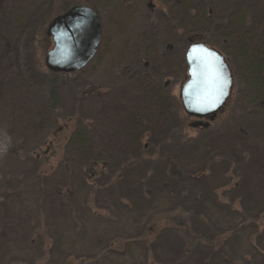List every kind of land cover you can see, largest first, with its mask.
Returning <instances> with one entry per match:
<instances>
[{
	"label": "rangeland",
	"instance_id": "obj_1",
	"mask_svg": "<svg viewBox=\"0 0 264 264\" xmlns=\"http://www.w3.org/2000/svg\"><path fill=\"white\" fill-rule=\"evenodd\" d=\"M229 1V11L243 9L248 26L253 15H264V0ZM199 2L212 14L213 32L220 24L216 8L225 4L222 0ZM75 6L90 7L100 15L102 44L84 70L55 75L45 65L53 48L47 29L57 16ZM161 11L179 22V10L170 0H0V264H264V140H253L239 154L224 133L240 114V85L233 86L227 108L211 122L210 130L191 128L193 118H187L184 130L151 131L144 125L140 152L134 144L138 134L120 130L133 114L141 111L152 122L157 113L150 104L139 103L137 90L131 92L133 73L159 87L170 83L168 95L173 103L180 96L184 79L182 75L179 81L176 66L179 42L170 29L173 22L158 19ZM182 21L187 37L192 22L186 17ZM173 44L175 50L169 53L168 46ZM54 78L60 99L58 116L50 110ZM123 88L136 105L120 113L114 102ZM179 118L184 125L186 118ZM104 123H108L106 129H102ZM219 126L224 134L219 133L212 146L214 128ZM80 127L89 129L93 155L101 156L95 167L85 164V155L68 149L70 137ZM169 143L173 146L165 148ZM186 148L196 152L183 154ZM166 151L173 161L181 162L183 170L199 172L197 177L205 182L187 181V190L183 187L173 194L149 182L151 195L139 203L136 181L130 178L143 175L145 166L152 168L146 170L148 176L155 167L162 171ZM140 160L144 163L139 166ZM82 174L94 191L110 182L116 197L133 211L120 212L114 199L105 203L94 195L85 206L83 196L88 191ZM57 185L74 192L78 209L74 222L85 224L84 230L77 225L75 231L69 228L71 220L62 225L54 199ZM44 189V194L51 195L47 225L38 213L43 210L39 206ZM189 191L195 192V201ZM87 208L92 209L91 215ZM97 216L112 218L104 222ZM105 235L118 237L111 249L123 257L104 256L109 250L98 240ZM128 240L143 242L131 247Z\"/></svg>",
	"mask_w": 264,
	"mask_h": 264
},
{
	"label": "trees",
	"instance_id": "obj_2",
	"mask_svg": "<svg viewBox=\"0 0 264 264\" xmlns=\"http://www.w3.org/2000/svg\"><path fill=\"white\" fill-rule=\"evenodd\" d=\"M179 1L181 3V9L184 10L185 17L188 21L191 20L192 27L187 28V37H186V44L189 46L190 44L198 43V44H205L208 47L220 52L228 62L232 75L234 80V85L238 84L241 86V91L239 93V100L237 104L240 106V114L238 116V119L236 123L231 124L232 127H226L225 134L227 136L231 137V147L236 153H244V150L242 148H246L247 144L251 143L255 139H263L264 140V15H253L252 17V23L248 26L246 15L244 14V11L240 7H236L229 11L228 4L229 0H222L225 4V7H222V9L216 8V18L217 21L221 24H219L218 27L214 29L212 32L213 22H212V14L211 12L206 11V7L204 5H201L199 0H170L172 5H176V8L179 10ZM228 8V12H227ZM264 14V13H263ZM214 15V14H213ZM187 70V66H186ZM56 75V74H55ZM54 75V76H55ZM132 80V81H130ZM129 80V83H133L132 85V91H136L139 95V103H145V105H151L154 107L157 113L154 115V120L152 122L148 121L146 115H143V113L140 111L138 114H133L130 117L129 122L121 126L120 130H125L130 132H134L138 134L136 136L135 140V147L140 152L143 148H141V140L144 135V128L147 126V128H150L151 131H155L156 129L163 132V131H174V130H184L186 127L187 118L189 117L186 112L183 109V106L180 101V97L178 98L177 102L173 103V100L168 95V90L164 87H159L153 84V82L149 81L146 78H131ZM52 86L49 90V100H50V110L52 113L56 114L58 116V108L60 106V99H59V93L56 90L55 84L57 83V79H52ZM153 84V86H152ZM165 86V85H164ZM119 95L116 94V101L114 102L115 106H119L121 108L120 113H124L126 109L131 108L136 105L135 100L133 101V97L131 95H126V91L123 89H120ZM110 93V92H109ZM108 93V95H109ZM167 93V94H166ZM104 96V95H103ZM101 97V96H100ZM105 99V98H104ZM177 111V114L174 112ZM178 107L180 109H178ZM227 108V107H225ZM225 108L218 114L216 120L218 117L224 113ZM252 109H259L258 114H250L248 113V110ZM179 110L181 111V114H179ZM102 115L104 114L102 112ZM107 116V115H106ZM106 116H103V118H107ZM180 116H184L186 121L184 122V125L180 120ZM178 117V118H177ZM216 120H214L212 123H215ZM208 121V120H207ZM179 123V124H178ZM211 123V124H212ZM105 126H102V129H106ZM145 125V126H144ZM167 125L165 129L161 128L160 126ZM135 126L137 128L135 129ZM134 128V129H130ZM211 129V125L208 128ZM203 129V130H208ZM96 132V131H95ZM101 130H98L96 133H101ZM103 132H106V130H103ZM109 132V130L107 131ZM148 131H146L147 133ZM213 137L211 138V144L213 146V142H216L217 140H213L214 138L218 139L219 133L224 134L221 132V127L214 128ZM91 133L89 132V129L86 127H80L78 128L70 137L68 145L69 150L72 152V154H83L86 156L85 164L86 165H93L94 167L97 165V162L99 161L101 156H95L93 155V150L91 147ZM229 139V140H230ZM170 140L169 138H166V141ZM254 143V142H253ZM168 146H173V144L166 145L165 148ZM249 146V145H248ZM207 150V149H206ZM90 152V153H89ZM183 154H187L188 156L194 154L196 152V149L186 148L185 150L182 149ZM181 152V153H182ZM89 153L90 155H86ZM153 155V154H152ZM172 154L164 153V166L162 167V171L158 172L161 168H154L151 172V176H148L147 174L150 172V167L145 166L142 171L144 170V174L142 175L140 172V175L133 174L134 177L130 178L135 180L133 185H136L135 194L137 197V200L140 202H143L142 200L146 199L144 198L145 195L149 196L151 195V192L149 191V185L150 182L153 186H155L157 189H161L165 194H173V193H179L178 189L187 190L186 183L187 181L189 183H204L203 180L205 178H199L197 177L198 173H192L187 170H183L181 167V162L179 161H173L171 159ZM241 157V156H240ZM83 159V160H84ZM126 161V160H125ZM143 161H137V165H141ZM144 163V162H143ZM147 163H151V161L147 160ZM243 164V161L241 162ZM104 166H107L106 161L102 162ZM185 168V167H184ZM65 172L68 177H70V174L67 172V168H65ZM148 170V171H146ZM171 170V171H170ZM122 171V170H121ZM195 172V171H193ZM85 174V173H83ZM82 174V175H83ZM95 174V173H94ZM122 178V176H121ZM120 179V178H118ZM83 182L85 183V189L88 191L87 194H84L83 200L84 205L90 204V196H96L98 198V201L104 200L107 201L105 203H110L109 201L113 200L117 203L116 205L119 207L120 212H125V214H129L133 211L129 206H125L122 199L118 196L116 197L115 193L113 192L114 186L109 185L111 184L108 182L107 184H102L100 188L97 189V191H94L93 187H89L87 184L86 176L83 175ZM207 180V178H206ZM69 186H61L57 185L54 190V199L56 201V207H57V216L62 222V225L66 223V220L73 223L76 221L75 219V212L77 213L78 209L74 205V192L68 191ZM42 194L45 193V189L41 192ZM189 196H191L192 200H196V194L193 191H189ZM51 195L44 194L43 203L40 204L39 207H41L43 210L38 211L39 217L42 216L44 218V221L42 223L48 224L47 220L50 218L51 214L49 211H52L51 204H49ZM214 198L216 200V196L214 195ZM56 207H53L56 209ZM130 208V209H129ZM26 209V208H25ZM103 209V208H102ZM101 209V212L105 214V210ZM227 211V208H224ZM229 209V208H228ZM87 211L91 215L92 209L87 208ZM230 212L231 216H236L233 214V211L231 209L228 210ZM93 215V214H92ZM96 215H93L92 217H95ZM113 216V215H112ZM112 216L108 217H102L97 216L100 219H102L104 222H109V217L112 218ZM239 218V217H238ZM40 221V220H39ZM82 224V223H81ZM39 225V224H38ZM81 226V228L84 230L85 224L79 225L76 224V222L73 223L71 229L75 231L77 226ZM84 225V226H83ZM45 226V225H44ZM37 227V226H36ZM46 227V226H45ZM80 229V231L83 232V230ZM144 233V232H143ZM143 233H141L143 236ZM198 238V237H196ZM118 240V237L111 238L110 235L106 236L98 240L100 244H104L107 246V249L109 250L110 254H105L109 256H119L123 257V254H118L116 250H112V245L115 244V241ZM139 242H143L142 240H138ZM135 242V241H134ZM132 241H127V246H137L140 244L134 243ZM145 246V244L143 243ZM149 247V246H148ZM147 247V248H148ZM141 249H145L140 245ZM145 255V254H143ZM145 257V256H144ZM100 263V262H99Z\"/></svg>",
	"mask_w": 264,
	"mask_h": 264
},
{
	"label": "water",
	"instance_id": "obj_3",
	"mask_svg": "<svg viewBox=\"0 0 264 264\" xmlns=\"http://www.w3.org/2000/svg\"><path fill=\"white\" fill-rule=\"evenodd\" d=\"M53 48L45 65L53 74H76L96 57L102 42L99 14L87 6H75L48 26ZM187 81L180 101L186 114L196 119L190 127L208 129L230 100L234 80L225 57L205 44H192L186 51ZM205 120H208L205 122Z\"/></svg>",
	"mask_w": 264,
	"mask_h": 264
},
{
	"label": "flooded vegetation",
	"instance_id": "obj_4",
	"mask_svg": "<svg viewBox=\"0 0 264 264\" xmlns=\"http://www.w3.org/2000/svg\"><path fill=\"white\" fill-rule=\"evenodd\" d=\"M180 5H181V3L179 1V14H178V18H179L178 21L179 22L178 23L173 22V20H171V18L168 15H166L165 12H162V11L160 12V16H159L158 19H161L164 23L165 22H170V21L173 22L172 27L170 29L173 30V34L174 35H177V36H175L174 39L177 40L176 38H178L177 42H179V49L178 50H179L180 56L178 58L179 62H178V64H176V66L179 68V81H181L180 80V76L183 75V79H184V82L182 84V87H183L184 84L187 81V77H186V73H187V70H186V66H187V64H186V51H187L188 46H186L185 23L182 21V18L183 19L185 18V13H184V10L181 9ZM173 7L175 8L176 5H173ZM149 8H151V11H153L154 6L152 5V3L149 4ZM100 19H101V17H100ZM101 23H102V20H101ZM102 29H103V25H102ZM152 29H154V28H152ZM168 31H169V29H168ZM102 39H103V35H102ZM173 43H176V42H173ZM101 44H102V42H101ZM168 48H169V51H170L169 53H172L175 50V45L174 44L173 45H169ZM173 56H176V55H173ZM167 58L169 59V57L165 55V60H167ZM181 59H182V61H181ZM145 67L148 68V63L145 64ZM130 78H132V79L136 78L134 76V73L130 76ZM143 78L147 79V77H143ZM169 87H170V83H167L164 86V88H166V90H169ZM182 87H181V89H182ZM180 92H181V90H180Z\"/></svg>",
	"mask_w": 264,
	"mask_h": 264
}]
</instances>
